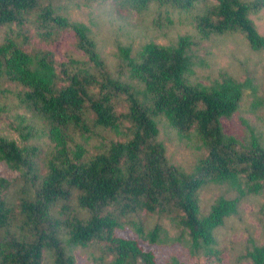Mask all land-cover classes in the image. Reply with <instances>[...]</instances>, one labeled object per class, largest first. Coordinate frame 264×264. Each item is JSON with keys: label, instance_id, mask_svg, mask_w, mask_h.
<instances>
[{"label": "trees", "instance_id": "1", "mask_svg": "<svg viewBox=\"0 0 264 264\" xmlns=\"http://www.w3.org/2000/svg\"><path fill=\"white\" fill-rule=\"evenodd\" d=\"M77 1L153 11L159 26L164 13H189L195 33L146 42L135 54L121 44L113 73L88 24L51 1L0 0V117L15 113L22 142L0 128V161L18 172L0 176V264H78V250L103 264H157L153 251L122 231L162 242L165 219L193 264H221L230 253L220 246L221 229L249 197L264 195V138L250 124L246 140L228 134L222 119L238 111L247 89L254 110L264 100L252 77L193 80V47L241 33L264 55V34L251 17L264 0ZM68 32L74 51L57 59L46 46ZM161 117L204 149L193 171L166 155ZM217 184L235 195H219L206 209L201 195ZM258 226L244 251L230 253L233 264H264V217Z\"/></svg>", "mask_w": 264, "mask_h": 264}, {"label": "rangeland", "instance_id": "2", "mask_svg": "<svg viewBox=\"0 0 264 264\" xmlns=\"http://www.w3.org/2000/svg\"><path fill=\"white\" fill-rule=\"evenodd\" d=\"M47 1H51L58 10L71 19L82 21L91 27L102 56L113 73L119 70V62H122L118 52V46L121 44L130 45L132 54H135L146 42L155 40L158 43L169 44L176 41L181 34L195 33L191 14L185 12L172 11L169 19L164 13L161 16L163 26H159L155 23L154 19L157 17L153 11L147 14H138L135 11H116L115 6L111 3L84 5L79 4L77 0ZM251 17L259 32L264 34V7L253 12ZM73 39V34L68 32L56 43L46 47L54 51L57 59L66 60L67 53L70 54L74 51ZM213 39L193 47L196 65L195 73L191 78L209 83L224 73H229L241 80L252 77L253 83L258 89V98L264 100V55L254 52L250 48L247 38L241 33L218 35ZM254 98L252 90L247 89L238 111L231 118L222 119L226 133L245 139L249 134L247 124H250L264 138V107L254 110L252 105ZM10 101L14 103L13 100ZM17 122L19 121L12 110L5 112L0 117V128L4 134L15 138L22 144L21 137L15 128ZM158 138L165 144L168 158L187 172L193 171L198 158L205 152L203 148L196 147L198 142L195 139L192 141L181 139L164 117L160 119ZM0 176L12 179L18 176V172L11 170L4 162L0 161ZM222 194L230 197L234 196L235 192L230 191L225 184L212 185L201 195L202 206L207 209L213 199ZM261 209H264V195L249 197L244 204L241 216L230 219L227 226L221 229L220 246L230 253H234L236 250L244 251L248 236H258L261 232V228L258 226V219L264 217ZM164 224L167 233L166 235L162 234L164 237L162 242H150L130 229L122 231V234L138 240L143 248L153 251L157 264H174L173 258L177 259L178 264L195 263V259L189 254L183 243L172 241L174 237L180 235L179 229L173 227L167 219L164 220ZM230 253H224L221 264H233L230 261ZM77 255L78 264H103L100 260L94 261L88 251L78 250ZM47 264H51V262L47 260ZM244 264H251V262L245 261Z\"/></svg>", "mask_w": 264, "mask_h": 264}]
</instances>
